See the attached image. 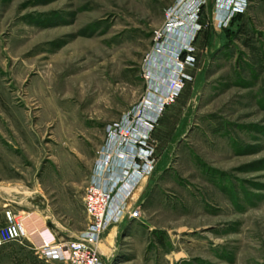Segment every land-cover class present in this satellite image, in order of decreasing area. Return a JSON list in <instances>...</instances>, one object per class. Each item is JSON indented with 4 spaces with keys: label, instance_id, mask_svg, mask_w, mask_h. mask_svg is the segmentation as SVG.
Here are the masks:
<instances>
[{
    "label": "rangeland",
    "instance_id": "374dc122",
    "mask_svg": "<svg viewBox=\"0 0 264 264\" xmlns=\"http://www.w3.org/2000/svg\"><path fill=\"white\" fill-rule=\"evenodd\" d=\"M224 1L0 0V227L10 209L76 239L109 126L175 79L147 130L152 190L101 263L264 264V0ZM0 264L64 262L22 238Z\"/></svg>",
    "mask_w": 264,
    "mask_h": 264
},
{
    "label": "built area",
    "instance_id": "2783aa9c",
    "mask_svg": "<svg viewBox=\"0 0 264 264\" xmlns=\"http://www.w3.org/2000/svg\"><path fill=\"white\" fill-rule=\"evenodd\" d=\"M243 5V1L228 5L225 0L220 10L241 13ZM179 88L180 80L174 79L163 97L154 96L155 104L147 101L149 106L139 108L136 115L131 114L122 122L109 126L107 143L98 152L82 199L87 226L76 239L61 242L52 236L49 241L42 232H35L36 240V234L29 231L30 215L6 209L5 222L0 227V247L28 238L37 257L45 262L102 264L97 246L104 231L124 216L135 217L138 213L139 206L130 207L128 203L137 186L153 169L147 130L154 122L156 111L172 99Z\"/></svg>",
    "mask_w": 264,
    "mask_h": 264
},
{
    "label": "crops",
    "instance_id": "0c3cea01",
    "mask_svg": "<svg viewBox=\"0 0 264 264\" xmlns=\"http://www.w3.org/2000/svg\"><path fill=\"white\" fill-rule=\"evenodd\" d=\"M152 173L149 175V176H147L145 179H143L141 182H140V184L137 186V188L135 189V191L133 192V195H132V197H131V199H130V201H129V204L131 203V205H130V207H135L136 205H139V206H141V205H143L144 203H145V201L148 199V197H149V194H150V192H151V190H152V182H151V180H152ZM29 220L32 222V225H30V229L32 228V227H35V229H36V232H43L44 230H46V229H42L43 227H42V224H37L36 223V221H35V216H30L29 217ZM35 225V226H34ZM115 224H111L108 228H107V230H106V232L104 233V236H103V245H99L98 246V249H99V253L101 254H103L104 253V250L105 249H103V247H105L108 243H111V240H112V238H113V232H114V230H115ZM40 230V231H39ZM41 230H43V231H41ZM35 239L37 240L38 239V237H37V234H36V236H35ZM101 254V255H102ZM55 262H57V261H55Z\"/></svg>",
    "mask_w": 264,
    "mask_h": 264
},
{
    "label": "trees",
    "instance_id": "16d2710c",
    "mask_svg": "<svg viewBox=\"0 0 264 264\" xmlns=\"http://www.w3.org/2000/svg\"><path fill=\"white\" fill-rule=\"evenodd\" d=\"M211 7V6H210ZM242 17V14H238V15H236V17H235V19L236 18H241ZM187 54V52H186V50H182L181 52H180V54H179V57H183L184 55H186Z\"/></svg>",
    "mask_w": 264,
    "mask_h": 264
},
{
    "label": "bare ground",
    "instance_id": "6f19581e",
    "mask_svg": "<svg viewBox=\"0 0 264 264\" xmlns=\"http://www.w3.org/2000/svg\"><path fill=\"white\" fill-rule=\"evenodd\" d=\"M130 205H131V203L129 204V206H130ZM129 206H128V207H129Z\"/></svg>",
    "mask_w": 264,
    "mask_h": 264
}]
</instances>
